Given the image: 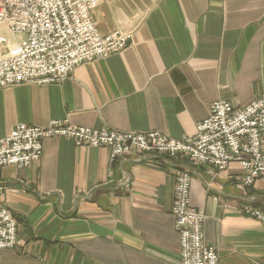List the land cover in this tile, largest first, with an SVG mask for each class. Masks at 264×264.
Instances as JSON below:
<instances>
[{
    "label": "crops",
    "instance_id": "crops-1",
    "mask_svg": "<svg viewBox=\"0 0 264 264\" xmlns=\"http://www.w3.org/2000/svg\"><path fill=\"white\" fill-rule=\"evenodd\" d=\"M97 30L132 31L118 53L76 66L51 84L0 88V136L50 120L121 132L195 134L209 105L243 106L264 93V0H101ZM39 162L0 168V204L17 220V244L0 264H180L171 207L178 170L218 264H264V227L236 206L264 211V176L240 183L225 170L179 156L132 154L71 138L42 141Z\"/></svg>",
    "mask_w": 264,
    "mask_h": 264
},
{
    "label": "built area",
    "instance_id": "built-area-1",
    "mask_svg": "<svg viewBox=\"0 0 264 264\" xmlns=\"http://www.w3.org/2000/svg\"><path fill=\"white\" fill-rule=\"evenodd\" d=\"M101 0H0V25L24 37L6 43L0 37V88L21 84H51L63 80L83 63L104 59L125 49L132 31L101 34L92 11ZM71 138L76 146L107 147L110 162L132 154L183 156L190 161L225 170L240 166L241 184L250 187L264 176V93L243 106L215 100L195 134L172 138L150 130L121 132L50 120L46 126L17 123L0 136V168H24L39 162L43 139ZM191 174L178 170L171 213L179 237L180 264H218L216 248L204 240L202 210L190 203ZM264 226V213L249 204L237 208ZM17 220L0 204V250L17 242Z\"/></svg>",
    "mask_w": 264,
    "mask_h": 264
},
{
    "label": "rangeland",
    "instance_id": "rangeland-1",
    "mask_svg": "<svg viewBox=\"0 0 264 264\" xmlns=\"http://www.w3.org/2000/svg\"><path fill=\"white\" fill-rule=\"evenodd\" d=\"M0 37L1 38H4V39H6L7 41H6V43H9V44H13V43H16L17 41H20L24 36L23 35H21V34H12V33H10L9 32V30L5 27V26H2V25H0ZM255 181V180H254ZM240 183H241V181H240ZM254 183V182H253ZM243 185V184H242ZM244 186V185H243ZM250 186H252V184L250 185ZM244 187H247V186H244ZM244 204H249V205H252L250 202H245V203H242V204H239L238 206H236V209L238 208V207H240V206H242V205H244ZM253 207H255L254 205H252ZM256 209H259V208H257V207H255ZM238 210V209H237ZM260 210V209H259ZM239 211V210H238ZM262 211V210H261ZM240 212V211H239ZM263 213H264V211H262ZM241 213V212H240ZM241 214H243V213H241ZM243 215H245V214H243ZM245 216H247V215H245ZM248 217H250V216H248ZM253 218V217H252ZM254 219H256V218H254ZM256 220H258V219H256ZM259 221V220H258ZM261 224H262V222H261ZM263 225V224H262ZM264 227V226H263Z\"/></svg>",
    "mask_w": 264,
    "mask_h": 264
}]
</instances>
